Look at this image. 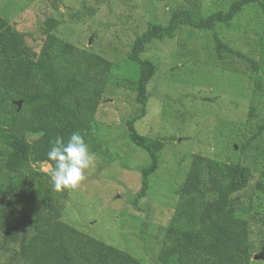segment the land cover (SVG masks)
Returning <instances> with one entry per match:
<instances>
[{"label": "rangeland", "instance_id": "obj_1", "mask_svg": "<svg viewBox=\"0 0 264 264\" xmlns=\"http://www.w3.org/2000/svg\"><path fill=\"white\" fill-rule=\"evenodd\" d=\"M232 1L0 0V16L33 50L40 49L45 20L52 17L58 20L55 35L113 63L95 114L100 153L93 152L95 165L78 187L68 189L62 221L144 264L154 263L189 162L200 154L249 168L252 178L241 191V202L246 217H257L251 227L253 255L264 256V204L256 205L263 194L255 189L262 174L264 179V130L253 137L264 124V77L253 73L246 59L218 47L221 42L262 59L264 9L257 3L245 5L229 28L179 25L173 38L154 41L142 53L156 70L147 84L145 114L135 128L163 142L142 197H137L140 168L150 159L125 131V120L140 111L134 86L138 65L127 56L134 38L152 24L165 25L174 8L207 15L226 10ZM244 141L249 144L242 151ZM47 164L35 167L45 171ZM5 258L0 252V264H7Z\"/></svg>", "mask_w": 264, "mask_h": 264}, {"label": "trees", "instance_id": "obj_2", "mask_svg": "<svg viewBox=\"0 0 264 264\" xmlns=\"http://www.w3.org/2000/svg\"><path fill=\"white\" fill-rule=\"evenodd\" d=\"M252 3L264 9V0H234L226 10L207 15L177 7L165 25L152 24L134 38L127 56L138 65L134 86L140 111L125 120V131L150 159L140 168L137 197H142L157 167L156 152L163 146L161 140L135 128L145 114L147 84L156 70L155 63L142 53L154 41L173 38L179 25L201 30H215L219 25L229 28L243 7ZM57 25L55 18L45 20L44 39L35 51L0 16V252L7 264H144L127 251L62 221L68 189L55 191L48 174L35 167L51 163L47 160L51 140L56 136L67 140L77 130L91 151L100 153L95 143L99 132L95 114L113 63L59 38L54 33ZM219 46L246 59L253 73L264 77V57L255 60L224 43L218 42ZM16 100L22 101L18 110ZM260 130L264 124L253 137ZM248 144L243 142L242 151ZM251 178L249 168L238 162L194 154L157 259L151 264H255L251 227L257 217H246L241 202V191ZM261 179L255 189L263 194L256 204L262 208L263 174Z\"/></svg>", "mask_w": 264, "mask_h": 264}, {"label": "clouds", "instance_id": "obj_3", "mask_svg": "<svg viewBox=\"0 0 264 264\" xmlns=\"http://www.w3.org/2000/svg\"><path fill=\"white\" fill-rule=\"evenodd\" d=\"M45 167L55 191L75 189L84 179L85 171L94 167L95 154L80 130L72 132L67 140L56 136L50 141Z\"/></svg>", "mask_w": 264, "mask_h": 264}, {"label": "water", "instance_id": "obj_4", "mask_svg": "<svg viewBox=\"0 0 264 264\" xmlns=\"http://www.w3.org/2000/svg\"><path fill=\"white\" fill-rule=\"evenodd\" d=\"M14 104L17 105V110L20 108L22 101L21 100H16L13 102ZM253 259H262L264 261V256L262 252H259L258 254L253 255Z\"/></svg>", "mask_w": 264, "mask_h": 264}]
</instances>
